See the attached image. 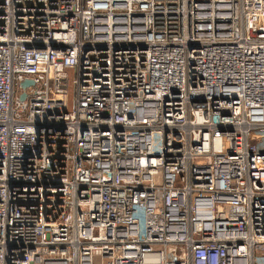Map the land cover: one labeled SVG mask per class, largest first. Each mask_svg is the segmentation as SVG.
<instances>
[{"label":"built area","instance_id":"1","mask_svg":"<svg viewBox=\"0 0 264 264\" xmlns=\"http://www.w3.org/2000/svg\"><path fill=\"white\" fill-rule=\"evenodd\" d=\"M0 264H264V0H0Z\"/></svg>","mask_w":264,"mask_h":264},{"label":"water","instance_id":"2","mask_svg":"<svg viewBox=\"0 0 264 264\" xmlns=\"http://www.w3.org/2000/svg\"><path fill=\"white\" fill-rule=\"evenodd\" d=\"M29 84H31V83L28 82V81H26V82L23 83V86L26 87V86H28ZM23 98H24V96H21V99H23Z\"/></svg>","mask_w":264,"mask_h":264},{"label":"rangeland","instance_id":"3","mask_svg":"<svg viewBox=\"0 0 264 264\" xmlns=\"http://www.w3.org/2000/svg\"><path fill=\"white\" fill-rule=\"evenodd\" d=\"M72 95H71V93H70V97H71Z\"/></svg>","mask_w":264,"mask_h":264}]
</instances>
